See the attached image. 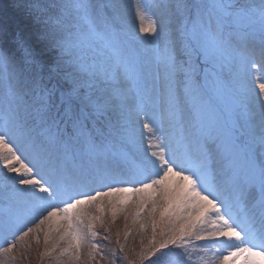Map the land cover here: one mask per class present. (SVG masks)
<instances>
[{
	"label": "snow or ice",
	"instance_id": "6c2138e0",
	"mask_svg": "<svg viewBox=\"0 0 264 264\" xmlns=\"http://www.w3.org/2000/svg\"><path fill=\"white\" fill-rule=\"evenodd\" d=\"M121 214L125 261L264 264V0H0V264H117Z\"/></svg>",
	"mask_w": 264,
	"mask_h": 264
},
{
	"label": "rangeland",
	"instance_id": "374dc122",
	"mask_svg": "<svg viewBox=\"0 0 264 264\" xmlns=\"http://www.w3.org/2000/svg\"><path fill=\"white\" fill-rule=\"evenodd\" d=\"M129 207H131V202H129ZM105 223L110 227L109 232H105L104 225L97 224L96 230L100 234L97 237V242L101 245V251L105 254L107 258H113L112 253L113 250H115V257L114 259L117 261V264H128V262H132V264H135V257L132 255V253H129L127 261L123 259V253L119 252V245L117 244V237H116V231L117 229L120 230V239L121 242H123V235H124V226H125V220L123 214L119 215L115 222H113L110 217L104 216ZM141 223L144 222L143 219L140 221ZM128 224L131 225V220L129 219ZM138 227V225H137ZM150 231V230H149ZM104 235H108L110 237L109 240H104L102 237ZM139 243H140V237L137 234L135 228L131 232V234L128 236L126 247L131 248L135 247L136 251L139 250ZM198 248H209V251L207 252V257L210 259L214 255V248L215 246H209L204 244L203 242H197ZM40 250H43V244H42V238H41V245ZM28 259L24 261H18L17 264H40L39 256L37 252L36 245H33L32 249H30L27 253ZM205 253L203 251L196 254L197 259L199 256H204ZM99 259V257H97ZM100 264H108V259L100 260Z\"/></svg>",
	"mask_w": 264,
	"mask_h": 264
},
{
	"label": "trees",
	"instance_id": "16d2710c",
	"mask_svg": "<svg viewBox=\"0 0 264 264\" xmlns=\"http://www.w3.org/2000/svg\"><path fill=\"white\" fill-rule=\"evenodd\" d=\"M5 3H8V0H4Z\"/></svg>",
	"mask_w": 264,
	"mask_h": 264
}]
</instances>
